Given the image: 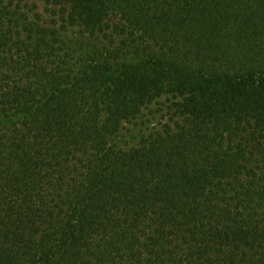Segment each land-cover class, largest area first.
I'll list each match as a JSON object with an SVG mask.
<instances>
[{"label":"trees","instance_id":"trees-1","mask_svg":"<svg viewBox=\"0 0 264 264\" xmlns=\"http://www.w3.org/2000/svg\"><path fill=\"white\" fill-rule=\"evenodd\" d=\"M0 264H264V0H0Z\"/></svg>","mask_w":264,"mask_h":264},{"label":"rangeland","instance_id":"rangeland-1","mask_svg":"<svg viewBox=\"0 0 264 264\" xmlns=\"http://www.w3.org/2000/svg\"><path fill=\"white\" fill-rule=\"evenodd\" d=\"M44 9H45L44 6L41 5V10L44 11ZM154 121H155V124H158V121H159V120H158V119H155Z\"/></svg>","mask_w":264,"mask_h":264}]
</instances>
